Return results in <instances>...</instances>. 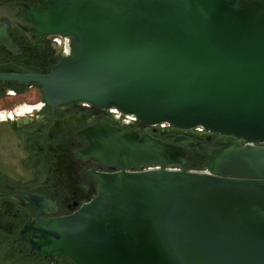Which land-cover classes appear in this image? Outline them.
<instances>
[{"label": "water", "instance_id": "water-1", "mask_svg": "<svg viewBox=\"0 0 264 264\" xmlns=\"http://www.w3.org/2000/svg\"><path fill=\"white\" fill-rule=\"evenodd\" d=\"M23 16L69 38L68 56L0 81L38 84L52 108L81 101L233 139L190 172L173 167L192 140L93 131L85 153L119 171L94 174L71 215L26 225L32 250L74 264H264V0H44Z\"/></svg>", "mask_w": 264, "mask_h": 264}, {"label": "flooded vegetation", "instance_id": "flooded-vegetation-1", "mask_svg": "<svg viewBox=\"0 0 264 264\" xmlns=\"http://www.w3.org/2000/svg\"><path fill=\"white\" fill-rule=\"evenodd\" d=\"M43 2L0 0V75H48L67 58L69 38L40 32L23 16ZM107 127L164 142L194 141L197 148L185 147L184 158L173 167L190 172L209 171L202 156L223 140H233L201 127L144 125L114 107L81 101L52 108L38 84L0 81V264H74L66 257L39 255L23 230L36 220L71 215L95 194L94 174L119 171L85 153L93 131ZM156 168L168 167L133 171Z\"/></svg>", "mask_w": 264, "mask_h": 264}, {"label": "rangeland", "instance_id": "rangeland-1", "mask_svg": "<svg viewBox=\"0 0 264 264\" xmlns=\"http://www.w3.org/2000/svg\"><path fill=\"white\" fill-rule=\"evenodd\" d=\"M19 101V100H18Z\"/></svg>", "mask_w": 264, "mask_h": 264}]
</instances>
